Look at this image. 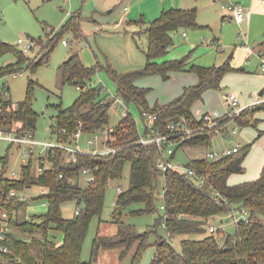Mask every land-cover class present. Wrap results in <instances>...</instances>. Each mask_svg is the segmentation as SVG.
I'll return each instance as SVG.
<instances>
[{
  "label": "trees",
  "instance_id": "16d2710c",
  "mask_svg": "<svg viewBox=\"0 0 264 264\" xmlns=\"http://www.w3.org/2000/svg\"><path fill=\"white\" fill-rule=\"evenodd\" d=\"M196 16V7L172 8L162 11L149 22L144 30L147 35L144 66L119 74L109 70L117 88L114 96L107 94L100 84L88 87L95 68L86 66L78 53H71L60 65L62 82L75 81L73 84L79 87V95L70 106L57 108L51 132L56 140L71 143V135L80 122L86 134L103 130L108 123L109 109L116 99H121L125 104H134L143 122L149 121V115L155 116L150 126L162 133L169 132L168 124L181 119L196 123L191 113L192 105L202 99L205 91L221 89V80L226 73L242 71L233 68L229 58L219 65L208 67L188 66L187 57L160 64L154 61L171 46L173 31L200 27ZM76 19L78 15L71 16L49 37L43 45L47 47L44 60L48 59V53L52 51L60 33L74 25ZM39 41L37 39L35 43ZM8 52L15 53L16 61L0 66V78L19 72L26 62L31 70L43 62H33V57H25L19 50L0 41V57ZM173 71L192 72L198 81L185 86L181 94L169 102L149 107L146 98L149 90L137 86L135 81L139 77L156 74L166 80L169 72ZM31 106L30 83L25 98L16 104L0 97V126L17 135H33L37 115ZM261 108H264V103L257 105L256 109ZM253 111L245 109L242 116L252 117ZM250 124H254V121H237L239 127ZM63 130L65 133H62ZM138 130L137 121L127 112L115 126L107 130L105 143L115 148L114 152L76 153L75 161H68L65 151L57 148L43 173L33 172L34 159L30 158L26 165L21 166L19 177L13 179L6 176L8 150L12 146L6 147L5 153L0 154V209L8 212L10 225L17 229L10 230L3 241L7 247L6 257L12 264H91V261H84L81 257L90 220L101 214L108 186L111 181L122 178L126 164L130 166L129 184L118 193L112 213L118 230L112 238L95 237L93 252L94 248L101 246L109 248L124 245L121 250V256H124L130 245L137 241L129 264H138L149 245V234H155V252L149 264H264V165L256 179L227 183L231 174L244 171L242 164L250 146L241 147L218 159L205 156L189 159L185 167L193 170L192 175L171 170L162 174L156 166L159 157L156 145L139 143ZM145 131H148V126H145ZM212 138L213 134L208 130L199 131L175 146L172 157L176 148L207 146ZM86 168L92 170L94 179L81 186L79 174ZM33 185L44 186L48 191L26 201H19L15 197L6 199L11 189L26 191ZM161 193L163 197H160ZM35 199L45 201L47 211L35 216L25 217L26 213L21 216ZM157 200L160 201L158 208ZM67 201H74L75 211H78H74L71 218L63 217L61 212V205ZM135 205L138 206L131 208ZM128 208V212L135 215L155 213L154 226L143 233L134 232L130 225L121 221L122 211ZM237 208L247 210V223L234 224L232 233L209 231L211 218L226 216ZM159 226H163L165 235L157 234ZM52 230L61 234L59 240L55 235L50 236ZM177 236L181 237L179 250L173 246Z\"/></svg>",
  "mask_w": 264,
  "mask_h": 264
},
{
  "label": "rangeland",
  "instance_id": "374dc122",
  "mask_svg": "<svg viewBox=\"0 0 264 264\" xmlns=\"http://www.w3.org/2000/svg\"><path fill=\"white\" fill-rule=\"evenodd\" d=\"M120 2L121 0H0V41L8 43L17 51L19 50L17 46L18 38L40 40L24 56L28 58L33 57V62L43 61L41 64L31 70L26 66V62L15 75H7L0 78L1 99H9L14 104L25 98L30 83L31 107L37 115L33 132V138L36 141L57 143L55 135L51 133L57 115V108L70 106L79 95V90L75 84L72 82H62L60 65L71 53H78L86 66L95 68L92 82L89 83L88 87L100 84L107 94L113 96L116 95L117 88L109 70L119 74L129 70L140 69L144 66L145 56L143 51L147 46V35L144 33V29L149 22L157 18L161 13L157 17H152L149 20L146 19V24L141 23L139 28L142 31L132 37L130 32L133 29L120 27L119 25L116 26V22L120 18L124 6V3L121 4ZM191 2V6L197 9L196 22L200 27L195 29L178 28L173 31L171 34L172 44L167 52L156 58L158 64L183 57H187L197 64L203 61L210 62L209 65H219L222 63L219 55L218 57H214V54H219L220 50L215 52L206 45L205 41H209L214 36L218 37L221 35V24L233 25L237 22L234 20L223 22L224 20L221 18V6L226 3L213 2L212 0H191ZM125 5L129 9L134 5L133 15L129 17L128 14L125 18L129 17L134 20H140L142 14L147 13V16H152L150 15L151 10L156 6V1L144 2L143 0H133L132 3L128 1ZM73 15H78L76 23L60 33L52 51L48 53V59L44 60L43 56L47 53V47L45 46L46 48H44L43 45ZM240 31H243V28L237 26L235 31L236 36ZM183 33L186 36H183ZM190 36L194 41L193 45L188 40ZM260 38L264 40L262 34ZM63 40L67 44H63ZM33 41L36 42L35 40ZM236 42L234 38L233 44ZM259 42L261 41L258 40L255 44L257 45ZM237 43L238 45L243 44V42ZM221 46L223 49L225 48L222 44ZM247 46L252 47L253 45L247 41ZM262 48H264V44ZM224 51L228 55L233 51V48H230V50L224 49ZM15 61V53L8 52L0 57V66H6ZM250 70V74L239 73L244 78L237 76L239 74L225 75L221 82V89L205 91L202 99L192 105L191 112L199 115L204 111H216L219 115H223L228 111L231 112L232 110L225 103V96L233 93L237 96L239 102L237 109H254L253 117L256 120L249 115L242 116V112L245 109L232 116L228 113L224 114L221 124L227 127L228 136L216 135L207 146L190 149H184L183 147L176 148L173 163L184 166L189 159L205 156L208 152H220L224 148H231L236 145L240 147L249 145L250 148L243 162L245 173L231 175L228 178V182L232 183L238 178H242L241 180H243L256 174V172L251 173L250 165L255 163V159L259 153L263 154L264 157V108L256 109L257 106H253V104L257 100L264 102V93L262 97L258 95L260 91L264 92V72L260 70L259 60L250 65ZM190 75L194 74L190 72ZM168 78L164 80L160 75L156 74L153 76H142L137 79L136 84L139 87L149 90L147 95L149 107H153L155 104H165L173 98V93L179 86L178 81H176L178 77L175 74L172 76L169 73ZM252 84H254L253 89L247 90L246 88ZM3 85L5 89L1 88ZM125 110L135 118L142 133L143 123L137 107L132 103L125 104L116 99L109 109L108 123L105 128L97 133L84 134L78 139L77 144L82 149L88 151H92L96 147L103 149L101 141L105 137L104 131L107 133L106 130L108 128L115 126L122 118ZM240 119L241 121H254V124L239 127L237 121ZM194 124L195 129H202V124L198 119H196V123ZM234 127L237 129L235 135L232 134ZM208 131L210 132V130ZM210 133L213 132L211 131ZM88 140H92L94 143L88 144ZM39 148L41 147L37 145L33 146V168L36 167L35 155L39 151ZM5 150L6 146H2L0 154L5 153ZM8 154L9 164L7 173L11 171L19 173L23 161L27 160L28 156L22 157L20 149L16 146H12L8 150ZM129 176L130 166L126 164L123 169L122 178L110 182L105 193L102 212L99 216L92 217L88 226L82 245L81 257L84 261H91V264H129L137 247V241L130 245L124 256H121V250L124 248V245L109 248H102L101 246L94 248V252L92 251L95 237L98 236L102 239L112 238L118 230L117 223L112 219V213L115 209L114 203L118 195L116 188L120 186L122 189H125L129 184ZM80 180V185L84 186L86 183L83 179ZM39 191V187L33 185L25 192L29 197L33 198L37 196ZM42 204L43 201L40 199L32 200L29 207L25 210L28 215L32 216L42 214L47 211V205L42 206ZM159 204L160 201L157 200V208ZM137 206L135 205L131 208ZM75 207L74 201L63 203L61 205L62 216L65 218L73 217ZM129 210L128 208L122 211L121 221L124 224L130 225L134 232L143 233L154 226L155 213L135 215L129 213ZM23 213L25 212H22L21 216H24ZM227 218L225 216H214L210 221L212 220L211 223L217 229L225 233H232L234 225L232 220L230 218L226 220ZM11 230L17 231L13 227ZM156 230L158 235H165L163 226L157 227ZM52 235H55L57 240L61 238V234L57 231L52 230L50 236ZM155 239V234H149V245L143 251L138 264H149L155 252L153 244ZM180 239L181 237L177 236L173 240V246L177 250L180 249Z\"/></svg>",
  "mask_w": 264,
  "mask_h": 264
},
{
  "label": "built area",
  "instance_id": "2783aa9c",
  "mask_svg": "<svg viewBox=\"0 0 264 264\" xmlns=\"http://www.w3.org/2000/svg\"><path fill=\"white\" fill-rule=\"evenodd\" d=\"M224 11L222 12L223 19H229V20H234L238 24L246 21L247 19V13L245 11V8L237 3L233 2H227L224 6ZM185 36L186 34L183 33ZM63 44H67L65 40L62 41ZM17 46L18 49L21 53L27 54L29 53L32 48L35 46V42L33 39L31 40H26L23 38H18L17 40ZM260 63H261V69L264 71V54L260 56ZM16 73H12L11 75H15ZM5 86L3 85L1 88H4ZM79 90V87H77ZM122 101L121 99H119ZM225 103L226 105L232 110L231 112H226L224 114H229L230 116L238 114L244 109L238 110L237 107L239 105L237 96L233 93L227 94L225 96ZM264 102L261 100L255 101L253 106L261 105ZM252 106V107H253ZM248 108V107H247ZM252 109V108H249ZM127 111L123 113L125 115ZM223 115H219L216 111L213 112H206L204 113L199 119L202 124V129H195V124L193 122H187L185 119H181L176 123L168 124V133H162L159 130L153 128L150 126V122L155 116L149 115V121H142L143 123V132L141 133L140 130H138V141L139 143L142 144H154L156 145L158 151H159V157L156 162L157 169L164 174L167 170L175 171L177 173H182V174H187V175H192L194 172L192 169L187 168L184 166H180L179 164L173 163V153H174V148L177 146L181 141H183L185 138L194 136L196 133L199 131H202L204 129L210 130L213 133V137L216 135H224L227 132L224 129H227L226 126H223L222 123V118ZM233 121V120H232ZM145 126H148V131H145ZM107 131V130H106ZM209 132V131H208ZM237 132V129L234 127L232 130V134H235ZM62 133H65V130L62 131ZM105 137L103 138L102 145L103 149L95 148L92 151H88L86 149H82L78 144L77 141L80 139L84 134L82 131V123H78L77 128L75 131L72 133L71 138L72 142L71 143H64V142H59L57 143H50L47 141H36L33 138V135L30 133H25L23 135H17L11 131H6L2 126H0V151L2 146H16L20 149V154L22 157H27V160L23 161L21 166H24L27 164L30 158L34 155L33 151V146L37 145L40 146L39 151L35 155V162H36V167L33 168V172L35 174H41L44 172L45 169H47L50 165V159L51 157L54 156L55 149L59 148L65 151L67 154V160L68 161H75V154L76 153H92V154H107L110 152H114L115 148L106 145L105 141L108 138L107 133L104 131ZM98 137V135H96ZM88 144H93L94 142L92 140L87 141ZM74 144V145H73ZM241 147L239 145H236L231 148H224L220 152H208L206 153L205 157L211 158V159H218L221 156L224 155H229L233 152H236L240 149ZM8 169H6V176L9 179L17 178L20 175L19 173H15L14 171H11L7 173ZM61 176V174H60ZM83 179L85 183L91 182L94 179V174L91 169H82L79 174V183H81V180ZM201 180L198 181L199 184H201ZM38 186V185H36ZM40 191L37 194L43 195L47 193V188L44 186H38ZM30 188V187H29ZM28 188V189H29ZM116 191L119 193L122 191V188L118 186L116 188ZM17 198L19 201H26V200H31V197L28 196V194L25 191H18L16 189H11L7 195L6 199L10 198ZM160 197H163V193L160 194ZM31 203V202H30ZM43 206H46V202L44 201ZM29 207V205L26 207V209ZM161 208H163L161 206ZM25 217H28V214L25 210ZM75 213H78L76 210ZM228 217L227 220L230 218L234 224L243 222L247 223L248 222V212L244 208H237V209H232L229 211V213L225 216ZM9 214L6 210L0 209V264H12L9 259L6 257L7 253V247L4 244V239L6 234L11 230V225H10V220H9ZM212 221V220H211ZM211 221H209V231L211 233H216L218 230L217 227H215ZM12 231V230H11Z\"/></svg>",
  "mask_w": 264,
  "mask_h": 264
},
{
  "label": "crops",
  "instance_id": "0c3cea01",
  "mask_svg": "<svg viewBox=\"0 0 264 264\" xmlns=\"http://www.w3.org/2000/svg\"><path fill=\"white\" fill-rule=\"evenodd\" d=\"M128 1H131V3L133 2V0H121V2H120L121 4L124 3V6H123V11L120 14V18L116 22V26L119 25L120 27L122 26V27H128L130 29H133L130 32L132 34V37H134L135 34H138L139 32L142 31V30H140L141 28H139L140 27L139 25L141 23L146 24L147 20L151 19L152 17H157L158 14L161 13L162 11L167 10V9H172V8L188 9V8L192 7L191 6V3H192L191 0H155L156 6L151 10V14H150L152 16H147V13L142 14V15L140 14L142 18L140 20H134L133 18H129L131 15H133L132 13L134 11V5H132V7H131L132 9L130 8L131 9L130 10L128 8V6L125 5V3H127ZM143 1L149 2L152 0H143ZM212 1L213 2H222V3H227L230 1V2L240 4L245 8V11L247 13L246 21L239 23V24L235 23L233 25L221 24V26H220L221 27V35L218 37L214 36L209 41H205V42H206V45L210 49L214 50L215 52L220 50V53L219 54L215 53L214 57H218V55H219L221 62H224V61H226V59L229 58L230 64L233 68H240L242 70V71L228 72L225 75H227V74H239V73L250 74V72H251L250 65L258 62V60L260 62V56L262 54H264V48H262L263 44H264V40H263V38H260L261 34L264 36V0H212ZM223 6L224 5L221 6L222 12L224 11ZM128 14H129V17L125 18L126 16H128ZM221 18H222V20H224L223 22L229 21V19H223V16H221ZM237 26L238 27L241 26L243 28V31H240V33H238V35L236 36L235 31H236ZM136 28L137 29L139 28V29L137 30ZM234 38L236 39L237 42H243V44L238 45L237 42L233 44ZM188 40L193 45L194 41L191 38V36L188 38ZM258 40L261 42H259V44L256 45L255 43ZM247 41L249 43H251V45H253V46L252 47L247 46ZM221 44L223 45V47H225L224 49L230 50V48L231 49L233 48V51L230 54L226 55L227 52L224 51ZM143 53H144V51H143ZM221 53H223V54H221ZM144 56H145V54H144ZM154 61L156 62V59ZM145 63H146V57H145ZM209 64H210V62H205V61L199 62V64L194 63L193 61H191L189 59L187 61L188 66L189 65H198V66L208 67V66H211ZM260 70H261V72H264L261 69V63H260ZM169 73L172 74V76H174V74H175V76L178 77V78H176V81H178V83H179L178 88L173 93V96H172L173 98L179 96L185 86L195 84L198 81L197 76L194 73H193L194 75H190L189 71H173V72H169ZM150 76H153V75H150ZM224 76H223V78H224ZM237 76H242V75L239 74ZM223 78H222V80H223ZM242 78H244V76H242ZM222 80H221V82H222ZM136 82H137V80L135 81V84H136ZM253 86H254V84L249 85L246 89L252 90ZM261 92L263 95L264 92L260 91L259 93H261ZM147 95H148V93H147ZM262 95H259V96L262 97ZM146 98H147V96H146ZM125 111H127V110H125ZM191 113H192L194 118L197 117L196 119H199L206 112L204 111L200 115L195 114L193 112H191ZM252 118L255 119L253 116H252ZM138 128H139V125H138ZM235 134H233V135H235ZM223 136H228V131ZM202 157H204V156H202ZM243 162H244V160H243ZM263 165H264V157H263V154L259 153V155L255 159V163L253 165H250L251 173L256 172V174H254L248 178H244L243 180H241L242 178H238L236 181H234L232 183H229L228 179H227V183L228 184H236L239 182L256 179L259 176ZM242 173L243 174L245 173V168H244V171ZM242 173H235V174H231V175H239Z\"/></svg>",
  "mask_w": 264,
  "mask_h": 264
},
{
  "label": "water",
  "instance_id": "95a60500",
  "mask_svg": "<svg viewBox=\"0 0 264 264\" xmlns=\"http://www.w3.org/2000/svg\"><path fill=\"white\" fill-rule=\"evenodd\" d=\"M73 83H75V81H73ZM259 95H262V92H261V93H259Z\"/></svg>",
  "mask_w": 264,
  "mask_h": 264
}]
</instances>
